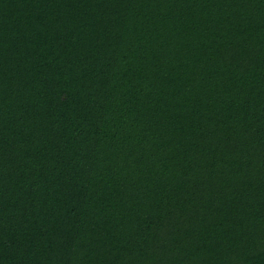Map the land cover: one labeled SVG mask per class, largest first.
I'll return each instance as SVG.
<instances>
[{
  "label": "trees",
  "instance_id": "obj_1",
  "mask_svg": "<svg viewBox=\"0 0 264 264\" xmlns=\"http://www.w3.org/2000/svg\"><path fill=\"white\" fill-rule=\"evenodd\" d=\"M0 264H264V0H0Z\"/></svg>",
  "mask_w": 264,
  "mask_h": 264
}]
</instances>
